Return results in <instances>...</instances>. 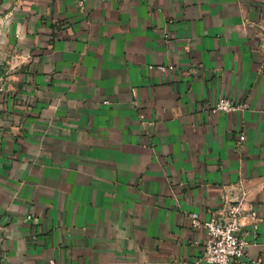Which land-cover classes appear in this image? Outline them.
<instances>
[{
    "label": "crops",
    "instance_id": "obj_1",
    "mask_svg": "<svg viewBox=\"0 0 264 264\" xmlns=\"http://www.w3.org/2000/svg\"><path fill=\"white\" fill-rule=\"evenodd\" d=\"M2 82L0 264H194L235 196L264 264V0H0Z\"/></svg>",
    "mask_w": 264,
    "mask_h": 264
},
{
    "label": "built area",
    "instance_id": "obj_2",
    "mask_svg": "<svg viewBox=\"0 0 264 264\" xmlns=\"http://www.w3.org/2000/svg\"><path fill=\"white\" fill-rule=\"evenodd\" d=\"M151 70L161 72H171L175 69L173 64H151ZM5 83H0V95L7 91ZM109 101H105L108 103ZM248 105L246 103L236 102L230 98L219 99L211 108V112H232L234 110H243ZM143 117V115H141ZM243 139V136L241 137ZM224 212L219 215H213L209 219H202L193 212L190 214L192 225L196 229L206 231V239L202 255L194 264L206 262L208 264H233L240 261L246 255L248 242L240 232L245 225L244 219L250 217L258 220V213L253 208L246 209L243 205V197H230L226 200ZM49 264H57L54 259Z\"/></svg>",
    "mask_w": 264,
    "mask_h": 264
}]
</instances>
